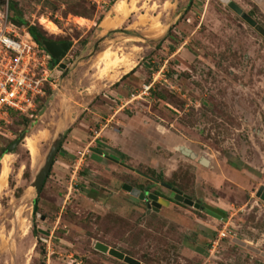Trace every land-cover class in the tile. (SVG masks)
I'll list each match as a JSON object with an SVG mask.
<instances>
[{"label":"rangeland","instance_id":"rangeland-1","mask_svg":"<svg viewBox=\"0 0 264 264\" xmlns=\"http://www.w3.org/2000/svg\"><path fill=\"white\" fill-rule=\"evenodd\" d=\"M232 1L264 28V0ZM0 8L69 43L31 115L0 122V264H126L95 242L144 264H264L231 240L264 252L259 33L220 0H0ZM124 183L168 203L147 207ZM221 230L227 236L210 248Z\"/></svg>","mask_w":264,"mask_h":264},{"label":"built area","instance_id":"built-area-1","mask_svg":"<svg viewBox=\"0 0 264 264\" xmlns=\"http://www.w3.org/2000/svg\"><path fill=\"white\" fill-rule=\"evenodd\" d=\"M59 63L25 27L9 19L6 8H0V122L7 121L10 112L31 115L45 84H50L51 69ZM226 236V231H219L210 248Z\"/></svg>","mask_w":264,"mask_h":264},{"label":"water","instance_id":"water-1","mask_svg":"<svg viewBox=\"0 0 264 264\" xmlns=\"http://www.w3.org/2000/svg\"><path fill=\"white\" fill-rule=\"evenodd\" d=\"M220 1L223 3H226L229 8H231L234 12L238 13L240 15V17L249 26H251L257 33H259L264 38V28L261 25H259L257 22H255V20H253L251 17H249L245 12H241L240 8L232 0H220ZM42 46L50 53V55L52 56L53 59L60 60L59 67H61V68L65 67V64L67 63V61L65 59H63V56H64L65 51L67 50V48L69 46L68 42L64 41V42L57 43L53 40L43 39ZM182 150H183L182 151L183 153L191 156V154L189 153L190 150H188L187 148H183ZM50 165H51V153H49L47 155L43 168L41 169V171L36 176V180L34 182V188L37 191L41 187V184L43 183L44 178L47 175V172L50 168ZM138 173L140 175L152 180L153 182H157L156 179H154V178H152L146 174H143L141 172H138ZM162 185L173 192V199L174 200L182 202V203L187 204V205H192L194 207H199V203L197 201H193L189 196H187L186 194H183L181 191H179L173 187H170L166 184H163V183H162ZM121 187L124 190L128 191V193L130 195L137 196V198H139L141 200H145L147 207L156 206V210H157V207H159L161 204H167L168 203L167 199L158 197L152 193H145V192L139 191L137 188L132 187L126 183L122 184ZM255 194L257 196H259L260 198L264 199V188L262 186H260ZM231 240L235 244L242 246V247L246 248L247 250H249L253 253L259 254L260 256L264 257V252H262L259 249L245 243L238 236L233 237ZM94 248L101 251V252H106L110 256L115 257V258L121 260L122 262H124L126 264H144L142 262H139L137 259H135V258H133L127 254H123L122 252H120L114 248H109L100 242H95Z\"/></svg>","mask_w":264,"mask_h":264},{"label":"trees","instance_id":"trees-1","mask_svg":"<svg viewBox=\"0 0 264 264\" xmlns=\"http://www.w3.org/2000/svg\"><path fill=\"white\" fill-rule=\"evenodd\" d=\"M10 9L14 12V13H17L16 12V8L14 7V3H11L10 5ZM18 14V13H17ZM10 19V18H9ZM11 20V19H10ZM19 23L22 22V20H18ZM16 24V23H15ZM27 31L29 32V34L31 35V37L36 41L38 42L39 44L42 45V41L44 39V37L42 35H40V33L35 29V27L33 25H27L26 27ZM133 69H131L129 72L123 74L120 78L122 79L123 77H125L126 75H128V73L132 72ZM116 83V82H115ZM114 83V84H115ZM14 112H10V115L13 114ZM36 209H37V205H36V198L33 199V202H32V211L33 213L36 212Z\"/></svg>","mask_w":264,"mask_h":264},{"label":"bare ground","instance_id":"bare-ground-1","mask_svg":"<svg viewBox=\"0 0 264 264\" xmlns=\"http://www.w3.org/2000/svg\"><path fill=\"white\" fill-rule=\"evenodd\" d=\"M120 14H121V13H120ZM105 21H106V20H105ZM105 21H104V23H103L104 25L106 24ZM104 25H103V26H104ZM50 26H51V24H50ZM52 26H53V25H52ZM4 174H5V168L2 170L1 176H3ZM0 186H1V185H0Z\"/></svg>","mask_w":264,"mask_h":264},{"label":"flooded vegetation","instance_id":"flooded-vegetation-1","mask_svg":"<svg viewBox=\"0 0 264 264\" xmlns=\"http://www.w3.org/2000/svg\"><path fill=\"white\" fill-rule=\"evenodd\" d=\"M247 14V13H246ZM140 191V190H139ZM142 192H145V191H142ZM146 193V192H145ZM145 204H146V202H145Z\"/></svg>","mask_w":264,"mask_h":264}]
</instances>
